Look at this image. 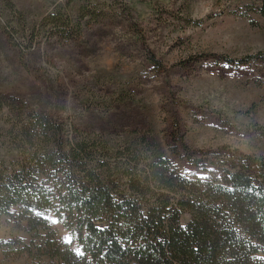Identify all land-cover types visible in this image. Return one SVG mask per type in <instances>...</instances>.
<instances>
[{
    "label": "rangeland",
    "instance_id": "rangeland-1",
    "mask_svg": "<svg viewBox=\"0 0 264 264\" xmlns=\"http://www.w3.org/2000/svg\"><path fill=\"white\" fill-rule=\"evenodd\" d=\"M251 1L0 0V161L21 158L17 126L38 111L112 144L146 138L182 172L227 146L264 156V66L221 59L264 52V18L230 13ZM56 7L99 18L78 38L46 39L40 24ZM25 226L1 219L0 240L28 241ZM19 248L0 247V264H55Z\"/></svg>",
    "mask_w": 264,
    "mask_h": 264
},
{
    "label": "trees",
    "instance_id": "trees-1",
    "mask_svg": "<svg viewBox=\"0 0 264 264\" xmlns=\"http://www.w3.org/2000/svg\"><path fill=\"white\" fill-rule=\"evenodd\" d=\"M230 13L252 24L253 14L264 18V0ZM98 15L86 9L74 21L56 7L40 29L46 39L78 38L85 18ZM221 59L264 66L263 51ZM17 127L23 154L0 161V220L26 223L29 240L0 247L55 264H264L263 155L222 147L182 172L146 138L140 147L112 144L41 111Z\"/></svg>",
    "mask_w": 264,
    "mask_h": 264
}]
</instances>
